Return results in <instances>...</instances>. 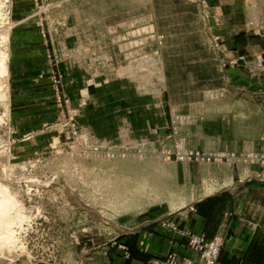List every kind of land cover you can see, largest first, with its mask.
I'll list each match as a JSON object with an SVG mask.
<instances>
[{
  "label": "rangeland",
  "instance_id": "rangeland-1",
  "mask_svg": "<svg viewBox=\"0 0 264 264\" xmlns=\"http://www.w3.org/2000/svg\"><path fill=\"white\" fill-rule=\"evenodd\" d=\"M229 1L222 5L225 15L234 13V5L248 3ZM254 1L264 14V0ZM216 4L0 0V264H117L119 254L131 256L117 224L190 206L208 181L200 173L208 165L211 171L236 163L264 167V150L189 145L208 120L230 124L228 118H234L232 133L239 137L264 134L260 125L246 130L253 119L245 107L231 103L233 86L226 79L228 68L243 62L239 68L249 71L253 60L241 50L225 57L261 25L249 19L244 31L226 38L216 30ZM22 27L39 29L54 91L52 106L41 103L26 114L14 107L10 68L13 36ZM62 33L76 35L78 54L90 55L86 85L101 89L97 104L86 110V91H80V105L74 106L64 80L56 46ZM255 60L264 70V55ZM112 82H119L117 99H110L116 94L107 96L113 93L107 89L102 93ZM124 90L129 96L122 98ZM134 93L154 97L156 110L137 104ZM87 123L159 127L146 132L128 127L105 138L83 130ZM20 125L43 126L22 130ZM166 223L168 228L176 224Z\"/></svg>",
  "mask_w": 264,
  "mask_h": 264
},
{
  "label": "crops",
  "instance_id": "crops-1",
  "mask_svg": "<svg viewBox=\"0 0 264 264\" xmlns=\"http://www.w3.org/2000/svg\"><path fill=\"white\" fill-rule=\"evenodd\" d=\"M216 1L214 18L219 24L216 30L224 34L226 38L244 31L243 26L249 19L254 18L261 25L260 30L248 33L247 41L235 42V52L226 53L225 57H236L235 53L241 50L245 51L241 54L247 53L253 60V65L247 69L249 71L239 68L244 66L243 62L228 68L226 79L233 86L231 91L235 97L231 103L234 106L245 107L246 112H244L249 115L250 121L253 119L254 123L250 122L246 130L256 131L255 125H260L258 129L262 131L264 130V70L257 65L255 59L256 56L264 55V14L262 11L257 12L256 1L253 0L251 4L252 0H247V4H238L237 9L234 5V9H231L234 13L225 15L222 6L224 0ZM227 3L237 4L234 0ZM74 16L77 22L76 11ZM80 30L76 34L79 39L83 34ZM76 35L74 38H69L68 34L62 33L56 46L62 54L61 68L65 73V82L69 83L68 92L74 100V106L80 105V91H86L85 96L89 99L87 107L85 106L86 110L93 104H97V93L101 89L86 85L91 75L85 65L90 64L91 57L88 53L78 54L81 47L80 43L74 42ZM47 56L48 47L38 28L22 27L16 31L11 44L10 68L12 98L18 114L29 113L30 110L32 111L30 108L41 103H44L46 107L52 106L48 105V101L54 97V91L51 86ZM116 82L102 89V93L105 89L113 92L107 96L116 94L110 96V99L112 97L117 99V95L120 94V91L116 90L119 82ZM122 93L124 94L121 95L122 98L129 96V92L125 90ZM134 94L133 98L139 99L137 104L152 111L156 110L154 107L158 106V101L155 102L154 97ZM226 94L225 90L221 93L224 96ZM232 113L239 112L236 110ZM232 120L234 118H228L230 124L219 120L211 124L208 120L205 125H201L202 132L197 135V139H192L189 145L191 147L199 145L207 150L238 152L264 150V134L260 138L235 136L232 133L234 127V124H231ZM20 126L22 130H37L43 125ZM81 127L90 135L108 138L124 128L132 127L137 131L146 132L149 131L148 127L154 130L153 128H158L159 125L157 123L147 125H90L87 123ZM209 167L210 165L200 171L202 176L208 178V181L202 184L201 193L190 206L172 213L156 212L142 219L127 220L116 225L121 240L127 242L131 250L129 258H125L122 253L119 254L120 261L116 262L117 264H156V260L162 259L170 251H176L197 260L198 254L188 246L187 241L176 231L167 227L168 219L175 221L181 227L204 235L207 239L223 238L224 246L220 264H264V167L239 163L233 166L223 164L218 167L219 170L212 169V171L208 169Z\"/></svg>",
  "mask_w": 264,
  "mask_h": 264
},
{
  "label": "built area",
  "instance_id": "built-area-1",
  "mask_svg": "<svg viewBox=\"0 0 264 264\" xmlns=\"http://www.w3.org/2000/svg\"><path fill=\"white\" fill-rule=\"evenodd\" d=\"M169 227L186 239L190 248L198 254V259L182 257L177 252H168L162 259L156 260V264H219L223 238L207 239L202 234L188 228H179L176 224H169Z\"/></svg>",
  "mask_w": 264,
  "mask_h": 264
}]
</instances>
